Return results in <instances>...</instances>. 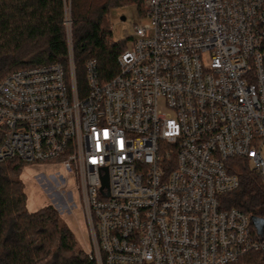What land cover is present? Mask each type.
Listing matches in <instances>:
<instances>
[{
  "label": "built area",
  "instance_id": "1",
  "mask_svg": "<svg viewBox=\"0 0 264 264\" xmlns=\"http://www.w3.org/2000/svg\"><path fill=\"white\" fill-rule=\"evenodd\" d=\"M144 17L114 79L87 63L83 97L71 29L70 77L0 83V163L75 174L97 264H264V232L221 207L240 186L231 161L264 182V0H146Z\"/></svg>",
  "mask_w": 264,
  "mask_h": 264
},
{
  "label": "trees",
  "instance_id": "2",
  "mask_svg": "<svg viewBox=\"0 0 264 264\" xmlns=\"http://www.w3.org/2000/svg\"><path fill=\"white\" fill-rule=\"evenodd\" d=\"M146 0H0V83L10 74L46 65H61L71 76L67 29H71L74 73L79 96L87 93L86 65L95 61L102 83L118 74V58L127 49L112 41L111 12L136 6L144 16ZM70 8V26L67 9ZM239 189L224 195L223 210H238L264 219V182L245 160L230 162ZM23 162L0 163V264H97L79 248L58 212L27 209L20 180ZM261 255L246 260L257 263Z\"/></svg>",
  "mask_w": 264,
  "mask_h": 264
},
{
  "label": "rangeland",
  "instance_id": "3",
  "mask_svg": "<svg viewBox=\"0 0 264 264\" xmlns=\"http://www.w3.org/2000/svg\"><path fill=\"white\" fill-rule=\"evenodd\" d=\"M67 13V21H70V8L67 9ZM147 22L136 6L112 10V41L124 42L127 49L131 48L135 26ZM126 34L130 39H125ZM23 164L25 167L20 180L28 197V211L36 213L52 206L59 214L60 224L70 228L79 248L88 254L91 250L89 227L75 174L69 173L60 162Z\"/></svg>",
  "mask_w": 264,
  "mask_h": 264
},
{
  "label": "water",
  "instance_id": "4",
  "mask_svg": "<svg viewBox=\"0 0 264 264\" xmlns=\"http://www.w3.org/2000/svg\"><path fill=\"white\" fill-rule=\"evenodd\" d=\"M104 187L108 186V179H103ZM253 224L259 235H263L264 232V219L252 218Z\"/></svg>",
  "mask_w": 264,
  "mask_h": 264
}]
</instances>
